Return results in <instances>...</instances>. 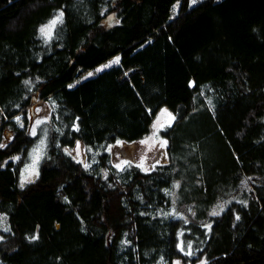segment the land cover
Masks as SVG:
<instances>
[{
	"label": "trees",
	"instance_id": "1",
	"mask_svg": "<svg viewBox=\"0 0 264 264\" xmlns=\"http://www.w3.org/2000/svg\"><path fill=\"white\" fill-rule=\"evenodd\" d=\"M191 1L0 0L1 264H264V0ZM44 101L47 157L20 187L35 137L15 117ZM162 108L168 163L113 167Z\"/></svg>",
	"mask_w": 264,
	"mask_h": 264
},
{
	"label": "rangeland",
	"instance_id": "2",
	"mask_svg": "<svg viewBox=\"0 0 264 264\" xmlns=\"http://www.w3.org/2000/svg\"><path fill=\"white\" fill-rule=\"evenodd\" d=\"M201 0H193L191 1V5L198 4ZM190 5V6H191ZM61 17L53 18V20H57V23L60 21ZM51 22L43 24L41 28H47ZM57 23L51 28L49 35H43L44 38H48L52 36L55 32V27ZM120 56L115 57L104 63L103 65L96 68L94 71L89 72L80 79H86L89 77L95 76V74L101 73L107 69L112 68L120 63H113ZM79 79H76V82ZM74 82V84H76ZM51 115V108L48 102H37L35 103V107L29 110L27 116L24 114H20L15 117V120L19 124L20 127H24L26 125V120L28 119L29 123V132L32 136L35 137L34 145L29 149L28 155L24 158V161L21 163L20 167V187L29 185L30 183L35 182L41 173V166L45 159V156L48 152L49 147V126L48 122ZM175 115L172 112H169L168 109L162 108L158 111L156 118L151 125L150 132L143 139H139L138 141L127 144L120 142L112 147H110V154L112 155V164L113 167H116L118 170L124 169L127 166H131V164H135L139 169L144 172H149L153 170L158 164H166L169 161V152L168 144L169 139L165 135V132L173 126L175 123ZM147 141V143H144ZM166 141L162 146V142ZM73 152V155L77 158V160L86 163L84 161V148L82 145L77 144L70 153ZM47 157V156H46ZM19 157H15V162H20ZM87 164V163H86ZM224 209L223 203L218 202L216 205L214 212L218 213V215L222 214ZM173 218L179 219L182 216L181 212H177L173 209ZM8 215L4 213H0V241L4 239L3 237L10 232V224ZM2 260L0 258V264ZM174 264H184L181 258H177L174 261ZM196 264H206L204 259H200Z\"/></svg>",
	"mask_w": 264,
	"mask_h": 264
},
{
	"label": "snow or ice",
	"instance_id": "3",
	"mask_svg": "<svg viewBox=\"0 0 264 264\" xmlns=\"http://www.w3.org/2000/svg\"><path fill=\"white\" fill-rule=\"evenodd\" d=\"M193 3H195V0H193ZM62 15H63V13L60 14V16H62ZM56 23H57V20H53V21L51 22V24H50L47 28H41V29H40L41 34H43V35H49V34H50V30H51V28H52ZM113 63H119V58H117L116 60H114ZM144 143H147V141H144ZM165 143H166V141L162 142V146H163V144H165ZM85 166L87 167V165H85ZM212 215H218V213L213 212ZM237 218H238V217H237ZM189 254H190V253H189Z\"/></svg>",
	"mask_w": 264,
	"mask_h": 264
}]
</instances>
